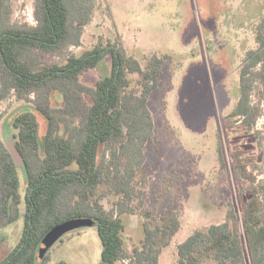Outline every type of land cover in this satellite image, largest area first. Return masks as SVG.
<instances>
[{
    "label": "trees",
    "instance_id": "16d2710c",
    "mask_svg": "<svg viewBox=\"0 0 264 264\" xmlns=\"http://www.w3.org/2000/svg\"><path fill=\"white\" fill-rule=\"evenodd\" d=\"M98 3L34 0L31 24L14 22L13 0H0V103L13 96L26 104L8 125L24 169L13 163L0 138V225L12 224L21 213L24 218L19 242L0 264H48L49 254L39 258L41 242L69 220L93 221L101 242L99 264H160L181 230L177 206H145V147L155 125L148 100L171 57L154 54L139 61L119 35L100 37L91 48L73 52L71 48L81 46ZM254 38L256 47L246 52L240 67L238 100L224 117L226 129L236 127L248 137L260 135L264 20ZM106 59V76L93 86L80 81ZM36 113L46 123L42 140ZM233 159L234 183L223 188L237 195L238 207L223 194V221L195 230L178 244L176 264H264V182L255 180L237 154ZM218 161L221 170L227 169L223 147ZM20 171L26 182L23 198ZM176 172L172 168L163 176L158 195L170 189ZM125 215L142 218V239L130 250Z\"/></svg>",
    "mask_w": 264,
    "mask_h": 264
},
{
    "label": "rangeland",
    "instance_id": "374dc122",
    "mask_svg": "<svg viewBox=\"0 0 264 264\" xmlns=\"http://www.w3.org/2000/svg\"><path fill=\"white\" fill-rule=\"evenodd\" d=\"M91 24L86 26L79 53L91 48L98 38L123 39L128 53L143 57L169 55L148 107L154 119V136L146 144L145 170L148 174L145 206L165 210L177 206L181 230L163 251L160 264H176V246L195 230L221 223L223 194L238 197L224 186L234 183L230 165L237 154L257 182H264V104L257 124L259 136H245L236 127L226 129L224 117L233 110L239 96L240 67L246 52L256 47L255 28L264 20V0H98ZM34 0H13L14 22H33ZM56 61L57 58H47ZM108 60L80 77L93 86L107 75ZM26 104L13 96L0 103V138L14 132L8 128ZM39 139L46 123L36 113ZM9 133V135H6ZM223 147L227 169L221 170L218 149ZM177 172L173 185L158 195L163 176ZM20 194L26 182L19 172ZM110 208L107 200L103 201ZM23 211V205L21 206ZM23 214L10 225H0V262L19 242ZM126 247L142 239L140 215L124 216ZM50 261L99 264L101 242L95 224L79 226L56 237L49 245ZM45 254V255H46ZM122 264V263H118ZM125 264V262L123 263Z\"/></svg>",
    "mask_w": 264,
    "mask_h": 264
},
{
    "label": "water",
    "instance_id": "95a60500",
    "mask_svg": "<svg viewBox=\"0 0 264 264\" xmlns=\"http://www.w3.org/2000/svg\"><path fill=\"white\" fill-rule=\"evenodd\" d=\"M5 146L8 150V152L11 155V158L13 160V163L20 167L21 169H24L23 160L18 153L17 149L15 148L12 140H10L8 137L5 139ZM93 221L90 219H75V220H69L63 224H60L56 227H54L52 230H50L45 237L43 238L41 242V246L39 249V258H42L48 251L49 245L51 242L58 237L59 235L70 231L74 228H77L79 226L88 225L92 223Z\"/></svg>",
    "mask_w": 264,
    "mask_h": 264
},
{
    "label": "built area",
    "instance_id": "2783aa9c",
    "mask_svg": "<svg viewBox=\"0 0 264 264\" xmlns=\"http://www.w3.org/2000/svg\"><path fill=\"white\" fill-rule=\"evenodd\" d=\"M31 24H34V23H31Z\"/></svg>",
    "mask_w": 264,
    "mask_h": 264
}]
</instances>
